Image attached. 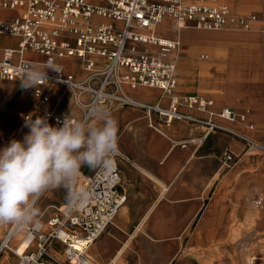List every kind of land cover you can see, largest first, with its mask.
Returning <instances> with one entry per match:
<instances>
[{
    "label": "built area",
    "instance_id": "1",
    "mask_svg": "<svg viewBox=\"0 0 264 264\" xmlns=\"http://www.w3.org/2000/svg\"><path fill=\"white\" fill-rule=\"evenodd\" d=\"M0 7L22 10L14 19L0 22V35L20 38L17 47H5L2 51L0 80L20 81L25 66L37 64L26 57V52H39L45 56L44 65L52 60L61 72H47L48 82L32 87L33 95L40 104H46L51 100V87L60 85L71 93L75 105L81 109V117L56 107L44 110L42 117L50 125L62 126L65 118L91 122L90 113L95 109L110 115L119 107L133 106L144 110L149 126L158 131H161L158 121L187 120L205 125L206 134L215 128L239 134L211 118L183 110V107L205 109L212 100L197 94L177 93L178 57L170 59L169 56L180 49V35L177 38L160 36L155 25L170 17L179 32L185 26L233 25L249 29L259 19L258 14H235L227 3L219 0H0ZM97 17L112 21H98ZM71 56L83 63L87 71L83 79L59 62V58ZM125 85L160 88L169 97V103L135 100L127 94ZM234 115L233 109L221 114L229 119ZM187 144V140L181 142L183 147ZM115 157L114 165L108 169L98 168L93 173L81 169L83 188L80 191L87 194V199L78 205L68 201L56 206V213L47 221V229L40 220L24 227L11 224L0 235V257L12 250L20 256L18 264H100L90 256L89 248L113 224L127 201ZM233 157L228 155L230 160ZM254 204L260 206L262 199L255 198ZM21 230L32 235L33 240L19 254L11 244ZM77 236L83 237L86 243L76 246ZM34 241L36 245L32 246ZM55 243L64 247L66 259L57 257ZM31 247L34 249L29 250Z\"/></svg>",
    "mask_w": 264,
    "mask_h": 264
},
{
    "label": "crops",
    "instance_id": "2",
    "mask_svg": "<svg viewBox=\"0 0 264 264\" xmlns=\"http://www.w3.org/2000/svg\"><path fill=\"white\" fill-rule=\"evenodd\" d=\"M219 1L222 3H227L232 8L235 14L256 13L260 15L261 18L259 17V19L253 23L252 27L246 30L233 27H223L220 29L208 31L218 32L226 30L235 32H249L255 26L263 27L264 1L255 6H252L250 4L257 2V0ZM21 12V8L14 9L0 7V22L12 20L15 17L19 16ZM96 20L108 22L112 21L99 17H97ZM185 30L205 29H196L189 27L185 28L183 31ZM176 31L177 30L173 28L172 18L170 17L164 19L163 23L160 24L157 28V34L160 36L165 35L163 37L167 38H177L175 36ZM181 34L182 33L179 32L180 36ZM19 41L20 38L14 35H0V58L5 47H17ZM182 45L183 44L181 43V47ZM189 48L190 47L187 46L186 53L192 56L198 53L199 49L196 52H193L190 51ZM208 48L211 49L213 56H217L222 59V62H220V64L216 63L214 65H211V63H202L203 61H209L212 59L211 54L209 53L201 54L199 61L179 62L178 58V94H197L212 100L213 97L220 96L226 93L227 90L225 85L231 79L228 62L224 59L223 54L220 56L216 52H214V48ZM180 49L177 52L171 54L169 58L173 59L175 56L178 57ZM26 57L35 61L37 63L36 65L40 67L45 66L43 64L45 56L39 52L28 50L26 52ZM59 62H61L65 66V69L67 71L75 74L77 78L83 79L87 75V71L83 68V63L79 58L75 56L59 58ZM260 64L264 66V55ZM186 65L189 66V69L187 70H185ZM203 65H205V68H201V66L203 67ZM204 69H206L205 72ZM49 71L52 70H47V72ZM202 81L208 84H198ZM236 84H264V76H258L255 73H252L250 70L243 71L237 74ZM124 89L128 95H130L131 97H135V99L137 98V100H141L143 102H153V104L162 103L165 105L169 103V97L164 95L163 91L157 87L138 86L137 88H131L130 86L125 85ZM49 91L51 96L50 102L46 104H40L37 97H35L32 93V87L27 89L21 88V81L19 80H0V149L5 147L12 139L23 140L24 135L29 131L27 127H24L26 115H30L34 120L38 116L42 117V113L44 110L56 107L57 109L65 110L74 116H82L81 109L75 105L73 101L74 98L72 97L71 93L67 91L63 86H53ZM227 108H232L236 112H239L235 107L229 106ZM183 110L194 116H198L201 118H208L206 116H209L213 119L215 118V116L220 117L218 113L223 109L218 112H214L216 110L212 111L211 107V111L209 110L210 113L201 112L197 109L188 107H183ZM239 113L242 114L241 112ZM210 114L213 115L210 116ZM109 116L113 118L117 123L118 148L122 150L126 155H129L127 157L132 161V165L124 166V169L122 171V187L127 194V201L123 205V207L120 208L115 217L117 226L121 229H125L127 226L131 225L133 219L141 214V203L143 202L146 195H149L151 200L148 206L149 208H147L145 214H143V218L140 220L136 228L138 226L142 227L145 219L151 216L150 223H148L149 225L147 226V228H145L144 230L141 228L140 230H138L139 232H147L148 234V228L150 226L149 229H151L152 235L156 239L173 237L177 230V228L172 226L171 222L169 221V219H171V214L173 213L169 212L168 215H164L162 213L163 210H161L160 207L165 204V202L183 203L189 199L191 201L189 203L188 211H192L193 209L197 210V208L202 204V199H205V193L213 185L212 180L209 184H206V189H204V187H200L199 185H188V187L186 188L184 185V178L182 177L183 167L186 163H189L192 155L196 154L201 143L203 142L202 139L206 136L204 135L203 137H193L197 133L206 132L205 129L202 130V128H205V126H195L197 125V123L187 120H174L171 123L158 121L157 123H159L158 125L161 128V131H158L149 126V118L146 117L145 111L133 106L119 107ZM240 121L243 122L244 120L242 119ZM91 122L94 121L91 120ZM246 122L247 125H245L244 123L243 124L247 128L252 129V127H250V125L248 124L253 123V121L248 118ZM234 126L244 131V128L238 126V124L235 123ZM239 133H242V135L248 137L243 132ZM190 139H194V141L189 142L186 147H183L181 145V142ZM197 139H200L199 142H197ZM232 147L236 151L241 150L242 143L238 140H234L232 142ZM246 152L247 150L243 153L240 160L238 159L239 161L236 162L237 164L241 163ZM260 156L262 155L256 153L254 155V158ZM84 168L87 169L86 173H93L98 169H90L88 167ZM229 170H227L226 173H224L222 176L219 175V172L215 174L214 179H216V182H220L216 183L211 198L221 182L227 178ZM231 184L234 183L231 182ZM159 185H163V189H160ZM226 187H229V184L226 185ZM253 193L256 194H254L251 204L257 209L252 208L249 202V198ZM162 196L166 197L167 200L159 204V206L157 207V200ZM258 197L262 199V204L260 206H256L254 204V199ZM210 201L206 204L207 208L202 218L211 214V211L208 210ZM66 202H68L67 192L62 187L45 192L37 202V207L40 210V214L38 215L37 219L43 222H47L56 213V206ZM248 203L253 211H257L258 209H260L264 203V197L262 193L255 188H251L248 196ZM235 213H237V210H235ZM157 221H159V223L161 224H157ZM251 224L254 225L255 228H264V226H256L254 223ZM10 225H8L7 228H5V224L0 225V228L2 229V234L0 235H3ZM197 229L195 230V232L197 231ZM157 232H165L166 234L164 236H159ZM15 237L13 238L12 243L16 248L19 243L15 239ZM97 239L90 246L89 254L92 258H94V260H103L109 263V260H113L118 253H113V244L108 243L109 241L103 242L97 241ZM95 243L96 246L93 248L92 252V247ZM129 243L132 242L130 241L125 244V247L128 246ZM61 247L62 245L60 243H55V248L58 252L59 248ZM32 249L34 248L31 247L29 250ZM174 253L172 255V259H169L168 264H180L179 260L175 258ZM120 256L118 260H120ZM19 257L20 256H18V254H16L14 251L7 250V252L5 251V253L2 254V257H0V264H18ZM117 261L115 262V264H118Z\"/></svg>",
    "mask_w": 264,
    "mask_h": 264
},
{
    "label": "rangeland",
    "instance_id": "3",
    "mask_svg": "<svg viewBox=\"0 0 264 264\" xmlns=\"http://www.w3.org/2000/svg\"><path fill=\"white\" fill-rule=\"evenodd\" d=\"M262 1L264 0H257V2L253 4L251 3L250 5L255 6ZM258 16L261 18L260 15ZM226 27H233V28L246 30V28L233 26V25H228ZM197 32L202 33V32H214V31H208V30L183 31L181 34L183 45L179 51V56H178L179 62L199 61L201 54L209 53L211 54L212 59L209 61H203L202 63H209V64L211 63V65H214L216 63L220 64V62H222L221 61L222 59L217 56H213L211 49L208 47L214 48L213 49L214 52H216L220 56L223 54L224 59L227 62H229L228 47L227 44L224 42V40H229V38L227 39L220 38L216 42L214 41L205 42L204 44L201 45L202 47L201 46L192 47L185 41L183 36L185 34L195 36ZM218 32L224 33L227 31L223 30ZM232 32L235 33L234 35L236 36L241 35V33H244V35H248V36L250 35L249 36L250 38H248V36L244 37L242 39L243 42L246 43V45L249 46L250 49H254L259 46V48H257V50H259L257 51V53L259 55V58L261 59L263 58L264 47L259 44L258 46L256 45L253 48L250 44H254V41L251 38L253 37V39H255L254 37L257 36L255 34L257 33L258 35L264 34V23H263V27L255 26L249 32H242V31L241 32L232 31ZM175 36L176 37L179 36V31L175 32ZM231 42H234V40H231ZM187 46L190 47L189 48L190 51L193 52H196L199 49L198 53L194 56L186 53ZM204 66L205 65H203V67L201 66V68H205ZM261 67L262 68L260 70L256 69L257 71L254 72L258 76L261 75L264 76V66L262 65ZM187 69H189V66L186 65L185 70ZM247 69L248 68H246V70L244 71L253 70L251 68L249 70ZM205 70L206 69H204V72ZM229 70L231 74V79L227 82L225 87H228L231 84H233V86L235 87L240 85V84H236L238 72L231 69L230 65H229ZM241 85H243L244 88H246L249 92L257 91L256 94H259L258 90L260 91V89L262 90L264 88V84H250V85L241 84ZM257 96L259 98L258 99L256 98V100H261L260 96L259 95ZM133 98L135 99V97ZM213 100H214V104L212 106V111L216 110L214 112H218L229 106L235 107L237 111L241 112L246 116L245 119L246 121L250 117L253 123H250L248 125L250 126L254 125V126H252V129L247 128L244 124H241L242 122L239 120L238 116L235 115L234 116L236 118L234 120L224 117H218V116H215V118L213 119L212 117L209 116L206 117L211 118L213 121H215L218 124H222L229 127L230 129L234 130L237 133L243 132L247 136L249 135L248 138L250 139L252 138L262 144L258 146L254 143L253 140L249 141L239 135L242 133L236 134L232 131H225L220 128H215L206 135L205 133L207 132V127L203 124L197 123V125L195 126H200V125L205 126V128L203 127L202 130L205 129L206 132L197 133L196 135H194L193 138L203 137L204 135L206 137L202 139L203 142L201 143L196 154L192 155L191 159L189 160V163H186L185 166L183 167L182 177L184 178V185L186 188L188 187V185L190 186L199 185L200 187H204V189H206V184H209L213 180L212 181L213 185L205 193L204 195L205 199H202V204L200 205V207H198L197 210L193 209L192 211H188L189 203L191 201L189 199L183 203L165 202V204H163L160 207V209L163 210L162 213L164 215H168L169 212L173 213L171 214V219H169V221L171 222L172 226L177 228V230L173 237L156 239L152 235L151 229H149L150 226L148 228V234L147 232L143 233V232H139L138 230L135 232L136 226L143 218V214H145L151 202L149 195H146L143 202L141 203V210H140L141 214L133 219L131 225L127 226L125 229H121L120 227L117 226L116 218H114L113 224H110L97 239V241H103V242L109 241L108 243L113 244V253L116 254L118 253L117 256L113 260L111 259L112 261L109 260V263L103 260L95 259L96 261H98L101 264H115L119 256L122 254L120 256L121 257L120 260L117 261L118 264L119 263L120 264H142V263L168 264L169 259H172L173 257L172 255L175 252L174 256L177 260H179L180 264H264V228H255V226L251 224L254 223L256 226H264V214L259 216L258 217L259 219H257L256 221H251V220L245 221L241 216H238L237 213H235L236 210L235 208L228 210H221L220 209L221 200L219 201V199L225 197L229 200L230 205H234L236 194H238V192H242L248 203V196L251 188H255L259 190L264 197V188H260L256 182V176H257L256 174H260L264 170V130H263L264 125L262 124L260 125V123L258 122L257 119H255L254 116L252 117L251 115H249L246 112V109L240 108L239 106H237V103L234 101L232 102L229 101L228 103L215 104L217 102L216 98L213 97ZM258 105H261L260 107L264 108L263 102L262 104H258ZM260 107H257V109ZM246 121L244 122L247 123ZM235 123L238 124V126L243 127L244 131L238 127H235L234 126ZM190 140H187V142L188 143L191 142ZM199 140L200 139H197V142H199ZM234 140H238L242 143L241 150L236 151L232 147V142ZM246 150L253 151L251 159L244 160V156H245L244 155L241 163L237 164L236 162L240 160L241 156ZM256 153H259L262 156L254 158V155ZM229 154H232L234 156L233 159L231 160L228 159ZM127 156L129 155H126L122 150L118 148V155L115 157V159L121 171V183H122V171L124 169V166L132 165V161L128 159ZM82 170L84 172H87V169H85L84 167L82 168ZM227 170H229L227 174V178L221 182V184L218 186L214 195L211 198L216 183L220 182V181L216 182V179H214L215 174L219 172V175L222 176L224 173H226ZM231 182H233L234 184H231ZM228 184L229 187H226V185ZM159 187L160 189H163L164 186L159 185ZM82 188H83V181L81 178H79V182L76 185V189L80 191ZM254 194L256 193H253L250 196L249 202L252 208L257 209L251 204ZM165 200H167L166 197L164 196L160 197L157 200L156 206L158 207L159 204H161ZM209 201L210 203L208 205V210L211 211V214L209 216H205L202 218L207 208L206 204ZM227 203L228 202L226 203L223 202L222 204H227ZM257 212L264 213V203L262 207L257 210ZM150 219L151 216L145 219V222L143 223L142 226L143 230L147 228V226L149 225L148 223H150ZM44 223H45V228L47 229L48 222H44ZM10 224L12 223L5 224L6 225L5 228H7V226ZM157 224H161V223L157 221ZM196 229L197 231L195 232ZM21 232H22L21 238H23L26 232L25 230H21ZM157 233L159 234V236H164L166 234L165 232H157ZM0 234H2L1 228H0ZM130 241L132 243H129V245L125 247V244ZM33 245H36L35 241L33 242L32 246ZM11 246L12 249L15 248V245L13 243L11 244ZM95 246L96 243L92 247V252ZM123 247L125 248L123 249L122 252H120V250ZM63 251H64V247L62 246L61 248H59V253H57V257H59L60 260L66 259L63 254Z\"/></svg>",
    "mask_w": 264,
    "mask_h": 264
},
{
    "label": "clouds",
    "instance_id": "4",
    "mask_svg": "<svg viewBox=\"0 0 264 264\" xmlns=\"http://www.w3.org/2000/svg\"><path fill=\"white\" fill-rule=\"evenodd\" d=\"M49 69L61 72L52 60L44 67L25 66L21 88L46 84ZM90 117L94 122L65 118L58 127L46 117L25 119L29 131L23 140L12 139L0 149V225L24 227L36 222L37 202L52 189L63 187L73 205L87 199L86 193L76 189L81 169H108L118 153L116 121L101 109L93 110Z\"/></svg>",
    "mask_w": 264,
    "mask_h": 264
},
{
    "label": "bare ground",
    "instance_id": "5",
    "mask_svg": "<svg viewBox=\"0 0 264 264\" xmlns=\"http://www.w3.org/2000/svg\"><path fill=\"white\" fill-rule=\"evenodd\" d=\"M232 2V1H231ZM164 20H162L161 22H158L155 25V31L157 32V28L160 24L163 23ZM161 27V26H160ZM196 28V29H205V30H215V29H220V28H206V27H202V26H185L181 29V33L183 32V30L185 28ZM174 28V27H173ZM162 29V28H161ZM250 29V28H249ZM194 32V31H193ZM235 33H233L232 31H227V32H202L199 33L197 32L195 36H191V35H187L185 34L183 37L185 39V41L192 47H199L202 44H204L205 42H209V41H214L216 42L218 39L223 38V39H227L229 38V40H224V42L227 44L228 47V63L231 66V69H233L234 71H237L238 74L240 72H243L244 70H246V68H248L247 70H249L250 68L253 69L251 70L253 73L255 71H257L256 69H261L262 65L260 64L261 62V58H259V55L257 53V48H259V44L262 45L264 47V34L262 35H257L255 36L253 39V37L251 38L254 41V44H250L253 48L257 45L258 47L254 48V49H250L249 46L246 45V43L243 42V38L248 36V35H244V33H241V35H234ZM237 34V33H236ZM165 36V35H162ZM228 36V37H226ZM250 36V35H249ZM248 36V38H250ZM226 37V38H224ZM231 40H234V42H231ZM180 42L182 43V39L180 36ZM264 49V48H263ZM261 52V51H260ZM258 70V71H259ZM199 84H208L204 81L199 82ZM235 84V83H234ZM221 85V84H220ZM250 85V84H249ZM142 89V88H141ZM151 89V88H150ZM220 89V88H218ZM134 90V89H133ZM136 90V89H135ZM138 90V89H137ZM140 90V89H139ZM226 93L220 96H215L214 98H216L217 102L215 104H219V103H228L229 101H234L237 103V106H239L240 108H244L246 109V112L251 115L252 117L254 116L255 119L258 120V122L260 123V125H264V108L260 107L261 105L258 104H262V102L264 103V88L260 91L258 90L259 94H256V92H249L246 88H244L243 85H238V86H233V84L229 85L228 87H226ZM133 92V91H132ZM148 92V91H147ZM140 93V92H139ZM138 94V93H137ZM259 95L261 100H256V98L258 99L259 97L257 96ZM214 104V100L212 99V104L208 107H206L205 109H199V111L201 112H209V110L211 109V107ZM257 107H260L257 109ZM227 109H232V108H225L223 109L220 113H218V115L220 117L222 112H225ZM234 110V109H233ZM242 110V109H241ZM210 113V112H209ZM235 116H238V118L240 120H244L245 121V116L240 114L239 112H236L234 110ZM213 114H210V116ZM232 116L230 117L231 120H234L236 117ZM237 118V119H238ZM250 118V117H249ZM243 121V122H244ZM243 122L241 124H243ZM245 125H247L244 122ZM254 126V125H253ZM252 127V126H250ZM260 128V126H259ZM247 130V129H246ZM264 130V129H263ZM252 132V131H251ZM256 132V131H255ZM260 132V131H259ZM263 133V132H262ZM260 134V133H258ZM249 136V135H248ZM257 136V135H255ZM252 137V136H251ZM260 137V136H259ZM252 139V138H251ZM254 141V143L256 145H260L262 143L252 139ZM252 153L253 151L249 150L245 153L244 156V160H250L252 157ZM248 171V170H247ZM241 172V171H240ZM260 173V172H259ZM240 175V174H239ZM256 182L259 185L260 188H264V170L260 173V174H256ZM240 180V179H239ZM248 185V184H247ZM247 187V186H246ZM237 188V187H236ZM246 190V189H245ZM247 191V190H246ZM221 200V201H220ZM221 206L220 209L221 210H228V209H232L235 208L237 210V215L241 216L243 218V220L245 221H256L257 219H259L258 217L261 216L264 213L261 212H257V211H253L250 209L245 196L243 195L242 192H238V194H236L235 197V204L234 205H230L229 204V200L225 197L219 199ZM228 202L227 204H222L223 202ZM217 210V209H216ZM142 227L138 226L135 230V232L137 230H140ZM21 231L17 232V234L15 235V239L17 241H19V245L15 248V250L19 253L22 254L23 252L26 251L28 245L30 244V242L33 240L32 235L26 234L23 236V238H21ZM199 235V234H198ZM74 244L77 246L78 243L82 242V243H86V240L81 237V236H77V238H74ZM94 243V242H93ZM127 244V243H126ZM124 248V247H123ZM123 249L120 250V252H122ZM119 252V253H120ZM97 256V255H96ZM235 256V255H234ZM239 257V256H238ZM235 258V257H234Z\"/></svg>",
    "mask_w": 264,
    "mask_h": 264
}]
</instances>
